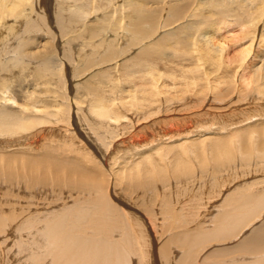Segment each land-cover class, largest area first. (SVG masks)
<instances>
[{
	"label": "bare ground",
	"instance_id": "obj_1",
	"mask_svg": "<svg viewBox=\"0 0 264 264\" xmlns=\"http://www.w3.org/2000/svg\"><path fill=\"white\" fill-rule=\"evenodd\" d=\"M227 162L262 178L161 240L158 222L192 220L167 172L204 163L216 183ZM13 190L29 200H0V264H169L172 248L170 264H264V0H0V198Z\"/></svg>",
	"mask_w": 264,
	"mask_h": 264
},
{
	"label": "rangeland",
	"instance_id": "obj_2",
	"mask_svg": "<svg viewBox=\"0 0 264 264\" xmlns=\"http://www.w3.org/2000/svg\"><path fill=\"white\" fill-rule=\"evenodd\" d=\"M230 54H232V53H230ZM63 72V74H64V72H65V69L64 70H62ZM50 80H54V79H50ZM64 80H66V79H64ZM55 81V80H54ZM122 83V82H121ZM126 83L127 82H125V84L124 83H122V88H121V84H119L118 83V87L122 90V89H126L127 88V86L128 85H130V83H127V85H126ZM54 83H52V86L54 87V88H57L56 86H54L53 85ZM124 84V85H123ZM106 85H109V84H106ZM126 86V87H125ZM23 87V86H22ZM117 87V88H118ZM67 88V87H66ZM106 90H107V88H105ZM119 89V90H120ZM66 93H68V94H66L67 96H71L72 95V90H69L68 88L66 89ZM87 98V99H86ZM86 98H81L80 99V107H81V110L82 111H84V109H86V107H87V102H89L90 100H91V97H86ZM86 103V104H85ZM71 113H69V115H68V117L71 119V117H72V114L70 115ZM71 121V120H70ZM198 162V161H197ZM208 165V164H207ZM206 164L204 165V163L202 164H199V166H197V167H200V166H202V168L204 169H202L201 167L200 168H198V169H196L197 167H192V166H190L189 168V170H188V172H189V174H186L185 173V180L183 179V180H180V178L181 177H179V179L177 180V178H178V176L177 175H173V174H171L172 172L171 171H168L167 172V175H169L170 177H168V178H170L169 179V182H170V189H168L166 192L168 193V192H174V190H175V192L172 194V195H169V196H167L169 199H171L170 200V202L171 203H173V201L175 202V201H177L178 199L180 200L181 199V201L183 202V200L184 201H187V200H190V198L191 199H193V200H195V204L196 205H194V202H193V200L190 202L189 201V207L190 208H187V212H184V214H185V218H184V220H188L190 217L192 218V220L191 219H189L190 221L188 222V221H186V222H184V220H183V224H179V222H177V224H172L171 225V223L169 222V221H166V223L167 224H165V221H163L162 223L161 222H158V224H156L158 227L156 228V231H157V235H160V237H162L161 238V240L162 239H165V238H167L168 237V235H170L171 233H173V230L174 231H177V227L176 226H178V225H186V227L187 226H193V223L192 222H194V220H195V218H196V220H197V223L199 222V220L200 219H202L201 221L203 222V226L205 227V225H206V227H209V225H207V223L209 224V222H208V220H210L211 218L210 217H212V216H214L216 213L215 212H218V210H220V203H221V199L220 198H222L223 197V195L224 194H228V193H230L232 190H233V188L237 185V184H240V183H244V182H250V181H252V180H254L255 178H256V180H259V179H261L262 178V176H260L261 174L259 173V174H256L255 176H253L254 178L252 179V178H250V176L249 177H246L245 176V173H246V169L244 170L243 169V171L241 170V169H239V168H237V169H233L234 167H232V163L230 162H227L226 163V165H224L223 166V168H225V169H223V168H221V170H220V172H222V173H220L221 174V176H220V174H219V172H218V174H217V176H215V180H218V179H220V181H217L216 183L214 182V181H212V176H211V172H212V168H211V166L210 165H208L207 166ZM229 165V166H228ZM231 165V166H230ZM192 168V169H191ZM194 168V169H193ZM209 168V169H208ZM211 168V169H210ZM228 168H231V169H229V170H227ZM200 169V170H199ZM194 170H196V172L194 171ZM199 170V171H198ZM209 170H211V171H209ZM200 171H204V172H200ZM208 172V173H206V172ZM225 171V172H224ZM240 171V172H239ZM195 172V173H194ZM224 172V173H223ZM227 172V173H226ZM191 173V174H190ZM204 173V174H203ZM241 173V174H240ZM188 176V177H187ZM245 176V177H244ZM217 177V178H216ZM222 177V178H221ZM226 177V178H225ZM246 178V179H245ZM168 180V179H167ZM176 181V182H175ZM178 181L179 182H181L180 184L178 183ZM168 182V183H169ZM198 182V183H197ZM200 182V183H199ZM232 182V183H231ZM215 183V184H214ZM178 184V185H177ZM194 184V185H193ZM176 185L177 186H179V188L178 187H176ZM226 186V187H225ZM234 186V187H233ZM120 188H124V186H123V184H122V186H120ZM119 187H117V190H119L120 189ZM157 188H158V190L156 191V192H153V190L151 191V192H147L146 194H145V196H146V198L147 199H149V198H154L155 197V195H160V194H162L163 192V190H161V185H159V183L157 184ZM177 188V189H176ZM5 189V188H4ZM225 189V190H224ZM3 191V190H2ZM14 191V190H13ZM15 191H17V190H15ZM13 192V194L16 196L17 195V197H12V195H10V196H1V198H0V200L2 201V202H5V201H13L14 200V207H15V209H18V208H20L21 206H24V204L27 202L26 200H29V196H27V192L25 193V192H22V191H17V192ZM176 191H178V192H176ZM228 191H230V192H228ZM162 192V193H161ZM222 192V193H221ZM178 193V194H177ZM182 193V194H181ZM203 193V194H202ZM1 194V193H0ZM209 194V195H208ZM29 195V194H28ZM205 195H207V196H205ZM217 195V196H216ZM34 196H36V195H34ZM39 195H37L36 197H34L35 199L34 200H39V198H41V196H39ZM180 196V197H179ZM186 196V197H185ZM193 196L194 197H196L195 199L193 198ZM28 197V198H27ZM202 197V198H201ZM212 197H213V199H212ZM219 197V198H218ZM3 198V199H2ZM43 198V197H42ZM187 198V199H186ZM215 198V199H214ZM219 199H220V201H219ZM34 200H33V202H34ZM21 201V202H20ZM213 201V202H212ZM137 202H138V204L140 205V203L142 204V201H140V199H138L137 200ZM220 202V203H219ZM10 203V202H9ZM13 203V202H12ZM207 203H208V205H207ZM192 205V206H191ZM202 205V206H201ZM210 205V206H209ZM217 206L219 209H217V207L215 208V210H214V208L213 207H211V206ZM155 206V205H154ZM198 206V207H197ZM205 206V207H204ZM209 206V207H208ZM5 207H6V205H5ZM142 207V206H141ZM140 206H139V210L141 211V215H143V208H141ZM207 207V208H206ZM10 208H12V207H10ZM9 207H7L6 209H10ZM192 208V209H191ZM197 208H199V209H204V210H197ZM211 210H209V209ZM211 208H213V209H211ZM156 209H158V208H156ZM178 209H179V206H176V211H178ZM194 209V210H193ZM208 209V210H207ZM8 210H6V211H8ZM192 210H193V212H192ZM214 210V211H213ZM203 211V212H202ZM205 211H206V213H205ZM208 211H210V212H208ZM192 212V213H191ZM213 212V213H212ZM187 213H189L190 214V216H189V214L186 216V214ZM215 213V214H214ZM192 214H193V216H192ZM198 215V216H197ZM177 216V213H174L173 214V221L175 222V219L174 218H176L177 220H179L180 221V219L179 218H177L176 217ZM210 216V217H209ZM159 216H157V218H158ZM198 217V218H197ZM203 217V218H202ZM207 217H209L208 219H207ZM160 218V217H159ZM200 218V219H199ZM206 219V220H205ZM200 221V222H201ZM187 222H188V224H187ZM201 222V223H202ZM205 222H207V223H205ZM163 224H164V226H163ZM160 225V226H159ZM165 225L167 226V228H165ZM170 225V226H169ZM252 225H254V224H252ZM252 225H250L249 227H248V229H246V234L247 233H249V231L251 230L250 229V227L252 226ZM163 227V228H162ZM172 227H174V228H172ZM252 228V227H251ZM165 230V231H164ZM163 234H161V233ZM169 233V234H168ZM245 234V233H244ZM162 235V236H161ZM239 237H240V235H239ZM236 242H237V240H235ZM235 241H232V243L231 242H226L227 244L226 245H224V243L225 242H221V243H219L218 244V242L217 243H215V242H210V245H209V243L207 244V243H203V244H205V245H207L208 246V249L209 250H212V249H210L211 247L212 248H217V249H219L220 247H230V246H234L235 244H236V242ZM233 242H234V244H233ZM215 243V244H214ZM212 245V246H211ZM214 245V246H213ZM216 245H219V246H216ZM174 246V245H173ZM173 246H171V248L173 247ZM174 247H176V246H174ZM235 247V246H234ZM14 249V248H13ZM173 249V250H172ZM172 249H169V254H171V255H169L170 257V259L171 260H169L168 262H169V264H170V262L171 261H173L174 262V255L176 254V252H178V249H176V250H174V248H172ZM208 249H205L206 251L208 250ZM234 249V248H233ZM233 249H231L230 251L231 252H227V254H229V256L227 255V256H224V254H226V252L224 253V254H222L221 256H223V257H221L222 259L225 257L226 259H225V261H228V260H230L232 257H234V258H236L235 256L237 255V257H239L238 255H239V253L238 252H236L235 250H233ZM150 250H151V248H149V252H150ZM171 251H175V252H171ZM174 253V254H173ZM233 253H235V254H233ZM220 254V253H219ZM220 256V255H219ZM232 256V257H231ZM228 257V258H227ZM220 260H221V258L220 257H218ZM233 258V259H234ZM150 259H151V256H150ZM218 259V260H219ZM152 260V259H151ZM158 263L159 264H161V262H160V260L158 259ZM222 261V260H221ZM217 262H219V261H216V263ZM150 263L151 264H153V262L152 261H150ZM156 263V262H155ZM165 263H167V262H165Z\"/></svg>",
	"mask_w": 264,
	"mask_h": 264
}]
</instances>
